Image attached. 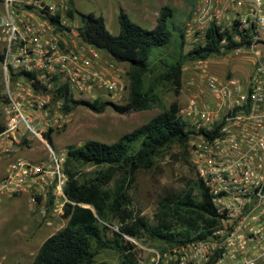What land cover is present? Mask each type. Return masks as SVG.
Here are the masks:
<instances>
[{"label":"built area","instance_id":"2783aa9c","mask_svg":"<svg viewBox=\"0 0 264 264\" xmlns=\"http://www.w3.org/2000/svg\"><path fill=\"white\" fill-rule=\"evenodd\" d=\"M72 11L68 0H0V197L25 196L46 226L70 202L63 194L65 152H53L43 134L67 125L70 100L126 99L123 63L81 38ZM183 41L186 53L213 46L190 60L198 85L178 111L190 132L186 160L213 223L204 238L164 250L139 246L134 264H264V0H194ZM221 61L234 62L228 75L209 72ZM30 136L46 148L36 162L17 155Z\"/></svg>","mask_w":264,"mask_h":264},{"label":"trees","instance_id":"16d2710c","mask_svg":"<svg viewBox=\"0 0 264 264\" xmlns=\"http://www.w3.org/2000/svg\"><path fill=\"white\" fill-rule=\"evenodd\" d=\"M68 3L71 6L72 0H68ZM172 17V8L162 6L158 9L153 28L146 29L132 22L123 11H118V31L116 35H111L105 29L100 15L78 13L81 38L109 55L114 62L127 65L125 103L109 105L113 111L126 114L144 111L151 106L160 107V111L144 124L120 135L112 143L86 140L79 146L66 148L63 172L67 182L63 194L72 204L63 205L62 218L66 220L64 226L42 241L29 264H90L97 249L103 248L118 253V264H134L139 248L123 236L135 240L143 236L149 242L161 241L165 245L158 250L186 240L206 237L213 223V213L206 194L195 177L178 192L169 191L159 195L152 223L133 214L129 208L130 185L139 173L147 174L154 169L155 159L164 150L172 146L178 147V159L192 172L185 152L190 132L186 130L185 122L178 113L177 103L171 102L167 108L161 107L160 99L153 89L156 84L166 82L172 93L178 95L182 62L208 56L213 46H195L184 56L177 57L173 63L164 64L151 82L145 85L144 77L153 73L154 68L149 67L151 50L168 46L173 31H178L176 37L181 44L183 42V29H175L170 22ZM1 58L0 49V62ZM0 87L2 89L1 69ZM68 101L66 99L65 103ZM4 102V96L0 95L1 107ZM70 102L71 105L64 106L65 111H73L77 106H82L99 113L108 106L99 99L93 102ZM2 127L0 111V131ZM50 135L51 132L48 131L42 136L48 146H51ZM74 163L94 166L98 170L94 172L92 179L79 182L76 173L72 171ZM49 208L48 202L45 211ZM112 221L118 223L116 230Z\"/></svg>","mask_w":264,"mask_h":264},{"label":"rangeland","instance_id":"374dc122","mask_svg":"<svg viewBox=\"0 0 264 264\" xmlns=\"http://www.w3.org/2000/svg\"><path fill=\"white\" fill-rule=\"evenodd\" d=\"M194 0H72V14L76 19L78 13H91L95 16L100 15L104 19V26L108 33L116 35L118 31L116 15L118 11H123L128 18L138 23L146 29H151L155 25L158 9L162 6H170L173 10V17L170 22L175 29L185 28L186 21ZM144 16V22H138V14ZM178 31L172 32L171 43L163 48L152 49L149 58V67L153 73H148L144 77L145 85H148L152 78L157 75L164 64H171L179 56H184L188 49V44L176 37ZM264 61V58L262 59ZM234 62L221 61L216 65H210L209 72L217 75H228L233 70ZM235 72L236 76L243 68L242 61L237 59ZM181 86L178 95H174L170 86L166 82L155 85L153 91L160 99L161 107L167 108L171 102H176L178 109H181L191 91L197 88L198 76L190 65V60H184L181 65ZM123 69L127 71V65L123 64ZM0 95L3 91L0 87ZM1 104V103H0ZM1 107V105H0ZM160 107L151 106L144 111H132L126 114H119L113 111L108 105L99 113L77 106L69 119L67 125L60 131L51 133L50 149L59 153L66 150L69 146H79L86 140H95L102 143H112L120 135L144 124L148 119L159 113ZM27 145L18 148L17 155L30 161H38L46 156V148L33 136ZM180 149L172 146L164 150L155 159V167L145 174L139 173L134 182L130 185L128 198L130 199L129 208L133 214L142 217L147 223L153 222L156 212V204L159 195L165 192H178L184 185L191 181L194 176L187 166L182 163L177 153ZM98 170L97 167L74 163L72 171L76 173V179H92ZM36 211L29 212L26 198L23 195L10 197H0V264L24 263L29 264L42 241L61 229L65 224L62 217L50 220V225L40 224L36 218ZM113 228H118V223L112 221ZM125 240L131 242L135 247L141 246L144 249L158 250L165 245L161 241H146L142 236L135 240L123 236ZM107 239L109 235L107 234ZM136 251V249H134ZM136 252V258L138 257ZM140 255V254H139ZM90 264H118V253L110 249H97Z\"/></svg>","mask_w":264,"mask_h":264},{"label":"crops","instance_id":"0c3cea01","mask_svg":"<svg viewBox=\"0 0 264 264\" xmlns=\"http://www.w3.org/2000/svg\"><path fill=\"white\" fill-rule=\"evenodd\" d=\"M72 6H73V4H72ZM73 9H74V7H73ZM138 19H136V21H140V22H144L145 20H144V16L141 14V13H139L138 14V17H137ZM104 20V19H103ZM138 24V23H137ZM4 165H5V161H0V174L2 173V171H3V168H4Z\"/></svg>","mask_w":264,"mask_h":264}]
</instances>
